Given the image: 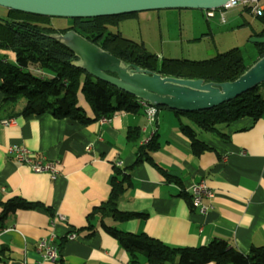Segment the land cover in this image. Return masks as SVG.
Segmentation results:
<instances>
[{"label":"crops","instance_id":"0c3cea01","mask_svg":"<svg viewBox=\"0 0 264 264\" xmlns=\"http://www.w3.org/2000/svg\"><path fill=\"white\" fill-rule=\"evenodd\" d=\"M4 100L0 90V104ZM139 104L135 111L114 112L108 121L87 123L50 112L12 116L11 109L0 111V202L19 197L40 204L0 220V264H132L129 252L103 223L175 247L207 245L215 238L245 254L264 246V113L257 120L244 116L222 126L220 134L191 125L212 148L196 156L172 110L159 109L150 123ZM134 128L140 131L137 140L127 137ZM153 135L159 148L151 155L170 177L149 161L137 162L138 146ZM10 144L57 161V175L33 172L7 150ZM114 164L131 182L116 208L141 215L118 220L111 207L89 222L94 208L109 202ZM201 180L214 192L206 213L191 205L186 191ZM49 237L58 248L55 260L44 258L39 247ZM136 264L149 263L140 257Z\"/></svg>","mask_w":264,"mask_h":264},{"label":"trees","instance_id":"16d2710c","mask_svg":"<svg viewBox=\"0 0 264 264\" xmlns=\"http://www.w3.org/2000/svg\"><path fill=\"white\" fill-rule=\"evenodd\" d=\"M249 9V8H248ZM137 12L95 17H64L67 28L57 30L51 26L55 16L40 15L7 8L0 17V90L5 100L1 110H9L12 116L50 112L56 117H69L87 123L116 111H135L140 107L139 99L115 86L96 79L79 66V57L64 45L59 35L75 30L93 41L126 64L133 63L163 76L204 79L205 82L234 80L264 55V43L253 42L254 53L249 60L236 47L204 60L184 58H160L150 52L144 42L125 37L117 27L122 18L132 17ZM264 25V16L259 17ZM254 36H264V27ZM11 50L15 61L9 62L5 51ZM35 70V71H33ZM37 71L44 73L43 75ZM47 74V75H45ZM264 83L248 90L239 97L221 105L201 111H179L157 105L158 109L172 110L179 119L180 130L191 140L193 153L199 156L212 149L197 137L195 126L201 131L221 133L220 128L241 117L250 116L257 120L264 113ZM21 98L25 99L22 110H15ZM90 107L89 116L85 105ZM184 120H188L190 124ZM224 135V134H221ZM127 137L137 140V128L128 131ZM159 148L156 135L138 146L137 162L149 161L170 177L153 159L151 152ZM111 192L109 202L94 208L87 216L88 221L103 210L114 208V217L128 220L141 215L139 212H122L116 206L127 190L130 176L118 167L112 166ZM0 220L18 209L34 208L40 204L13 197L0 202ZM104 229L114 236L136 264L140 257L149 264H264V246L250 249L245 254L228 240L215 238L207 245L175 247L151 237L146 233H132L103 223ZM92 228V224L88 225Z\"/></svg>","mask_w":264,"mask_h":264},{"label":"water","instance_id":"95a60500","mask_svg":"<svg viewBox=\"0 0 264 264\" xmlns=\"http://www.w3.org/2000/svg\"><path fill=\"white\" fill-rule=\"evenodd\" d=\"M227 0H0L6 8L55 17H95L150 9L222 6ZM61 42L79 57V66L138 99L179 111H201L239 97L264 83V55L234 80L163 76L133 63H124L93 41L71 29L59 35ZM253 42L264 43V36Z\"/></svg>","mask_w":264,"mask_h":264},{"label":"rangeland","instance_id":"374dc122","mask_svg":"<svg viewBox=\"0 0 264 264\" xmlns=\"http://www.w3.org/2000/svg\"><path fill=\"white\" fill-rule=\"evenodd\" d=\"M261 1L264 4V0ZM6 13L7 8L0 5V17ZM63 18L52 19L51 26L57 30L67 28L69 23ZM261 28L263 22L259 17L247 7L237 6L226 10L225 20L218 14L208 18L205 9L200 8L142 10L132 17L122 18L117 27L109 29L144 42L146 48L160 58L204 60L238 47L249 60L254 53L252 38ZM5 53L9 62L15 61L11 50ZM24 104L25 99L21 98L17 106L23 107Z\"/></svg>","mask_w":264,"mask_h":264},{"label":"built area","instance_id":"2783aa9c","mask_svg":"<svg viewBox=\"0 0 264 264\" xmlns=\"http://www.w3.org/2000/svg\"><path fill=\"white\" fill-rule=\"evenodd\" d=\"M237 6L249 8L257 17L264 16V4L261 0H227L220 7L205 9V13L208 18H213L218 14L222 20H225L226 10ZM262 89H264V87ZM139 102L144 106L149 122H155L159 111L157 105L141 99H139ZM99 120L101 122L108 121L109 117L102 116ZM4 123L9 124V121L6 120ZM7 150L14 154V158L18 162L28 165L33 172H47L53 178L58 173L57 161L47 160L44 156L35 153L25 145L10 144L7 146ZM186 191L190 193L191 205L197 208L200 212L206 213L211 208L212 205L210 202L214 197V192L205 180L191 184L186 188ZM75 236V233L69 234L70 239H73ZM39 247L43 250L42 254L44 258L55 260L58 257V248L56 245L52 244L51 237L42 239L39 243Z\"/></svg>","mask_w":264,"mask_h":264}]
</instances>
